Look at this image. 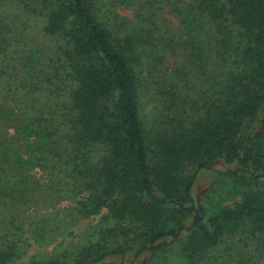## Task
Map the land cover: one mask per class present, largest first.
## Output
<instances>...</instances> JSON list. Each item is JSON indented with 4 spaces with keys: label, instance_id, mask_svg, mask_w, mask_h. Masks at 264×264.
Instances as JSON below:
<instances>
[{
    "label": "trees",
    "instance_id": "1",
    "mask_svg": "<svg viewBox=\"0 0 264 264\" xmlns=\"http://www.w3.org/2000/svg\"><path fill=\"white\" fill-rule=\"evenodd\" d=\"M19 1L56 46L0 33V264H264V0ZM47 189L77 199L57 231L105 212L26 259L51 229L8 209Z\"/></svg>",
    "mask_w": 264,
    "mask_h": 264
},
{
    "label": "rangeland",
    "instance_id": "2",
    "mask_svg": "<svg viewBox=\"0 0 264 264\" xmlns=\"http://www.w3.org/2000/svg\"><path fill=\"white\" fill-rule=\"evenodd\" d=\"M164 23L170 26L176 24L169 18ZM44 26L45 20L42 15L27 9L19 0H4L0 3V33L11 41L15 48H21V53L34 51L37 56L49 61L54 57L56 41L45 35ZM174 60L175 58L170 53L168 55V61L173 63ZM6 62L8 63V61ZM152 73L148 76L151 82L159 75L156 71ZM47 102L49 104L45 109L49 110L55 109V106L60 104L54 97L52 99L48 98ZM61 106L63 107L62 104ZM56 114L58 116L61 115L58 111ZM38 175L42 177V174ZM44 177H47L46 174H44ZM214 183L215 179L213 175L211 173H205L198 178L196 192L199 195H203ZM57 190L60 191V189ZM47 191L52 192V190L47 189L46 195L39 197L41 198L39 203L35 202L34 198H32L26 205H18L16 209L12 203V206L8 209L10 212L7 213V217H11V214L12 217H18L14 226L18 228H16V231L24 234L23 238L27 239V241L32 236L31 231L38 230L42 227L51 229V234L45 235L40 243H36L33 238L30 239L31 243L26 242V249H28L27 255L25 256L26 259L31 255L39 253L42 256L49 255L56 247L61 249L62 247L73 244L78 238L83 236L82 233L85 229L96 225L101 219V214L105 212L103 211L101 214L90 217H81V219L75 217L74 220L70 221L71 225H67L65 229L57 231L58 222H56V218L58 214L66 208L74 207L77 204V199L74 196L68 195L66 192L60 193V198H57V196H49ZM234 198L228 197L227 202L234 201ZM5 212L6 209L0 208V221L2 220L3 224L7 220L5 218L6 215H4ZM70 219H72V216ZM0 229L2 230V225H0Z\"/></svg>",
    "mask_w": 264,
    "mask_h": 264
}]
</instances>
